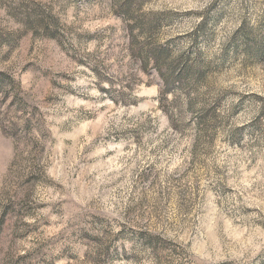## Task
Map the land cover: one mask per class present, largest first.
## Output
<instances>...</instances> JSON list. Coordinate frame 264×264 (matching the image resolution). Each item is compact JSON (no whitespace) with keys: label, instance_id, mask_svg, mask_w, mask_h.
<instances>
[{"label":"rangeland","instance_id":"1","mask_svg":"<svg viewBox=\"0 0 264 264\" xmlns=\"http://www.w3.org/2000/svg\"><path fill=\"white\" fill-rule=\"evenodd\" d=\"M0 264H264V0H0Z\"/></svg>","mask_w":264,"mask_h":264},{"label":"trees","instance_id":"2","mask_svg":"<svg viewBox=\"0 0 264 264\" xmlns=\"http://www.w3.org/2000/svg\"><path fill=\"white\" fill-rule=\"evenodd\" d=\"M148 25V24H145ZM141 27L143 25H140ZM151 26V25H150ZM142 56H144V59H142V64L144 66L147 65V63L150 61V59L152 58L154 61V68L157 71L158 75H160V78L162 80V93L166 94L168 92V90L174 86V85H180L184 83V79L183 77H186L188 74V69L183 68L181 72V74H176V77L174 78V69H175V65H173L172 62H168L167 61V56L166 53L163 49H157L155 51H153V53H142ZM151 55V56H150ZM163 61H167L166 66L162 65V63H164ZM165 70V71H161V70ZM166 74L165 76L163 74ZM190 76V73H189ZM195 82V81H194ZM181 86V85H180Z\"/></svg>","mask_w":264,"mask_h":264}]
</instances>
